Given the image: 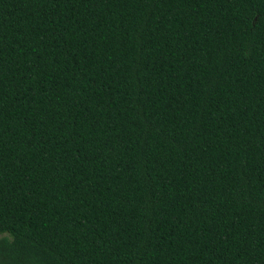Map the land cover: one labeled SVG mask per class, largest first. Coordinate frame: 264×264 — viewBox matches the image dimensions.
Wrapping results in <instances>:
<instances>
[{
	"label": "trees",
	"instance_id": "16d2710c",
	"mask_svg": "<svg viewBox=\"0 0 264 264\" xmlns=\"http://www.w3.org/2000/svg\"><path fill=\"white\" fill-rule=\"evenodd\" d=\"M0 264H264V0H0Z\"/></svg>",
	"mask_w": 264,
	"mask_h": 264
}]
</instances>
